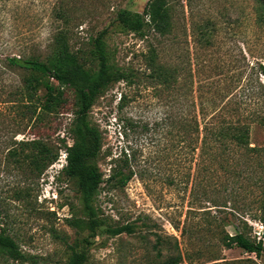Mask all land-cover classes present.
<instances>
[{
    "label": "rangeland",
    "instance_id": "obj_1",
    "mask_svg": "<svg viewBox=\"0 0 264 264\" xmlns=\"http://www.w3.org/2000/svg\"><path fill=\"white\" fill-rule=\"evenodd\" d=\"M149 1L0 0V87L6 91L41 77L7 58L45 60L59 30L68 34L72 51L96 67L90 58L93 42L106 28L111 61L127 74L97 95L90 117L102 133L98 164L105 177L125 156L135 174L121 188L102 184L95 201L98 216L90 222L76 181L63 173L64 149L40 175L29 166L18 168L7 150L0 154V220L26 254L23 264H66L74 250L86 251V264H163L178 256V245L179 264H264V252L257 256L224 244L227 234L238 230L264 242V124L251 125V146L261 149L248 165L245 151L235 150L241 154L237 165L230 150L222 156L219 147L204 152L200 145L190 162L183 161L172 134L182 115L210 121L218 112L219 122L240 116L232 108L241 103L256 104L249 94L264 85L258 72L264 63V0H168L167 34L148 27L142 36L118 20L121 9L144 13ZM152 57L178 71L181 87L164 89L151 78ZM62 88L65 107L44 114L42 122L25 117L22 105L18 119L6 111L0 125L15 131L3 132L5 137L51 136L55 146L65 137L72 144L67 131L78 96L73 87ZM24 185L29 195L18 200ZM78 218L89 222L87 227L74 221ZM128 223L135 225L131 233L108 231ZM0 264L19 263L0 255Z\"/></svg>",
    "mask_w": 264,
    "mask_h": 264
},
{
    "label": "trees",
    "instance_id": "obj_2",
    "mask_svg": "<svg viewBox=\"0 0 264 264\" xmlns=\"http://www.w3.org/2000/svg\"><path fill=\"white\" fill-rule=\"evenodd\" d=\"M170 10L168 0H150L144 13L121 9L118 13V20L126 28L142 36L145 35L148 27L161 34H167L172 27ZM52 14H56V17L60 19L65 18V13L55 11ZM106 34L105 28L98 33L93 42L94 46L90 58L97 62L96 67L88 65L87 58L89 57L72 51L67 38L68 34L65 36L59 30L54 36L52 52L45 60L17 57L16 55L7 58L10 65L32 69L36 73H41V77L37 76L31 82L29 81V84L17 85L14 90L10 91L0 87V118L8 111L15 113L12 115V120L18 119L16 110L22 105L27 109V114L22 113L29 119L35 118L34 124L42 122L44 114H58L65 107L67 98L62 87L74 88L78 96V106L73 110V118L67 131L73 141L72 144H69L67 139L63 137L59 140L58 146H55L50 139L51 136L41 135L17 141L15 135L5 137L7 134L3 133L14 132L13 128L5 129L0 125V154L7 150L8 158H11L18 168L29 166L40 175L59 158L61 149H64L67 163L63 167V173L67 178L76 181L81 193L83 210L89 222L98 216L95 201L102 184L121 188L135 174L128 156L118 160L117 166L112 167L107 178L98 164V157L103 147V137L100 129L90 117L91 107L97 95L110 82L127 78L126 72L111 61L107 49ZM151 65V78L163 85L164 89L175 88L176 85L181 87L182 79H180V74L175 68H168L165 65L155 63L154 57L151 58ZM258 72L264 76V63L258 65ZM41 89L45 92L43 97L39 93ZM249 96L256 98V104L241 103L239 107L242 105H246V107L240 109L235 106L232 108L236 115H240L236 118H224L217 122L220 118L217 116L218 112L217 115L215 113L212 116L210 121H205V119L201 121L196 114L190 118L182 115V119L178 120L176 132H172L177 139L175 146L178 147L180 158L190 162V156L200 146L204 152L219 147L222 156L230 150L235 160L237 157L241 160V154L235 150L245 151L246 156L244 155L243 158L245 159L244 162L248 158V161L245 162L247 165L251 159L258 157L261 148L251 146L250 130L251 125L257 121L264 124V85L260 84L259 88L254 93L251 92ZM186 97L187 94L181 100L183 108ZM1 104L5 105L1 106ZM221 109L225 110L224 108ZM228 112L229 109L225 112L226 116H228ZM17 124L19 122L14 125ZM230 153L227 155H231ZM228 156L225 157L228 158ZM236 161L239 165V161ZM183 179L185 178L180 179L181 183L184 181ZM29 190L30 188L25 187V185L20 188L16 192L18 200L27 197ZM74 221L78 224H85L80 225L83 228L87 227L86 223H89H85L81 218L74 219ZM134 230L135 225L128 223L109 228L108 231L113 235H119L124 232L131 233ZM95 233V231L91 232L90 235L93 236ZM224 244L228 247L239 246L257 256L264 252L262 239H252L244 230H238L232 235L227 234L224 238ZM178 251L177 257H170L163 264L182 262L183 254L179 245ZM0 255L19 264H23L27 260L26 254L2 220H0ZM87 260L86 251L74 250L66 264H86Z\"/></svg>",
    "mask_w": 264,
    "mask_h": 264
}]
</instances>
